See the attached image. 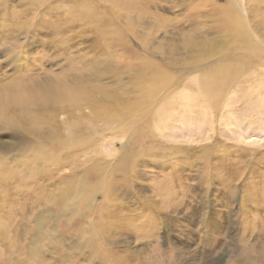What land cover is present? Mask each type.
<instances>
[{"label": "rangeland", "instance_id": "rangeland-1", "mask_svg": "<svg viewBox=\"0 0 264 264\" xmlns=\"http://www.w3.org/2000/svg\"><path fill=\"white\" fill-rule=\"evenodd\" d=\"M145 1L127 36L112 16L72 22L64 0H0V96L48 103L43 125L0 107V264H264V0ZM228 8L263 55L210 42ZM113 25L126 42L112 43ZM198 41L212 47L200 59ZM138 58L165 77L152 106ZM231 67L247 69L203 95L201 79ZM59 85L92 103L67 114ZM116 96L131 107L121 117L105 111Z\"/></svg>", "mask_w": 264, "mask_h": 264}, {"label": "bare ground", "instance_id": "bare-ground-1", "mask_svg": "<svg viewBox=\"0 0 264 264\" xmlns=\"http://www.w3.org/2000/svg\"><path fill=\"white\" fill-rule=\"evenodd\" d=\"M64 1L66 3H69L70 6H67V7H70L72 9L71 14H70L71 18H74L72 22H75V21H77L78 23L87 22L89 24H92L95 28L99 26V28L103 29V27L107 23V20L108 19L110 20V16H112L117 19L120 27L124 30L125 35L127 36H134L136 34V29L133 25V19L144 21L143 15L146 14V8H148L146 5L148 6L151 5L145 0H97L95 4L93 0H88L90 4L93 5L92 10H90L85 7L82 0H64ZM103 1L107 2L108 5H105ZM33 2L41 3V0H26L27 4H32ZM67 7H63V13L69 14V12H67ZM56 9L57 8H53L54 11ZM217 18L219 21L218 22L219 33L214 35L213 39H211L210 42L222 39L216 44V46L219 45L220 47H222L225 45V43H227L228 46H231V45L235 46L234 43L230 40V36H232V38L235 39L234 42L237 43L239 49L241 50V54L244 55V58L246 57V60L250 61V58L263 55L260 51V48L257 47V45L253 42V40L248 36L249 32H247V30L243 28L242 19L238 16L236 11L230 8L226 9L225 11L217 9ZM32 19H33V13H32V16L28 19V22H27L28 25H31ZM72 22L61 24L60 26H62V28H58L57 23L51 24L49 28L56 29L53 32L54 34L62 33V32H65V29H64L65 25L67 24L73 25ZM155 27H158V26L156 25ZM57 28L59 30H57ZM154 31L152 30L151 32H154ZM151 32L143 33L141 34V36L151 37L153 34V33L151 34ZM254 34L257 36L259 40L261 39L259 38V35L256 32H254ZM109 35H110L112 43L114 44L126 42V40H124V36L120 34V28L117 25L110 26ZM262 41L264 43V40ZM260 43L261 41L259 42V44ZM199 44H203V43L198 41L197 44L194 45V47L197 48L195 53L198 54L195 56L196 59L202 58V54L199 52V50H202L204 46L199 45ZM205 44H208V43H205ZM120 48H122V51L125 50L124 47H120ZM210 50H212V47L204 48V51L206 52ZM138 60H140L139 62H141L140 64H141V75L142 76L140 74L139 75L142 77L143 81L139 84L140 88L138 86L137 89H142V88L147 89V95H146L145 102H148L149 106H152L151 103H153V101L155 100V94L159 86L163 82H165V77H162L158 68H154L146 64L147 62L146 60L142 58H138ZM246 69L247 67H243V68L231 67L228 72L220 70V71L214 72V74L205 76L201 79L202 84L200 85V91L203 93V95H205V93L201 90L203 89L207 94H211L213 99L218 98L219 96L222 97L225 94L224 93L225 87L230 84L228 81L230 74L244 72ZM161 79H163V81ZM45 87L46 86L44 85H40L38 90L43 91ZM16 89L17 88H14L12 90L3 92V94L0 96V107H4L5 111L13 107L14 113L16 112L17 115L20 116L19 121L20 120L25 121L27 124L29 122L30 125L32 124L43 125L46 122H48L45 120V117H43L44 115L42 116V113H41L42 107L43 106L46 107L45 105L46 104L48 105V103H37V104L32 105L34 103V100L38 97V94L34 93L33 91L27 90V89H24L25 92L21 91L22 93L18 94ZM50 89L54 92V96H55L52 102H55L59 105L61 104V106L63 107L64 111L67 114H69L72 110L77 108V103L80 100H81L80 105L84 101L85 92L82 90V88L79 85L74 88H66L63 85L61 86L59 85V86L52 87ZM111 95H108L109 102H111L109 99ZM85 98H86V100L84 101L85 103H92V101H90L88 96ZM112 104L113 105L111 107L105 108V111L112 113L115 117L116 116L121 117L123 114H125V111L127 108H131L127 102H125V104H120L117 96L113 97ZM130 104H131V101H130ZM37 106H41L40 109L36 113H31L34 107L36 108ZM144 112L145 111L141 112V115H143ZM49 115H51V112L49 113ZM12 117L15 118L16 116L13 115ZM10 119L11 118H8L6 122H8V120ZM74 120L76 123H78L79 125L82 124L83 126V123L79 119L74 118ZM8 124H10V121ZM27 126H29V124ZM122 160L124 162V167H126L129 164V162H127L129 158H122ZM203 206L206 208L207 204L204 203ZM164 216H161V218Z\"/></svg>", "mask_w": 264, "mask_h": 264}]
</instances>
